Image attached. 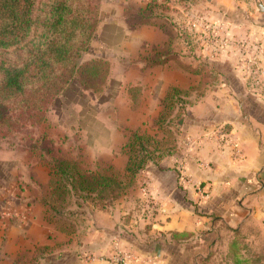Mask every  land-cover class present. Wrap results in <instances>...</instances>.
Wrapping results in <instances>:
<instances>
[{
    "label": "crops",
    "instance_id": "obj_1",
    "mask_svg": "<svg viewBox=\"0 0 264 264\" xmlns=\"http://www.w3.org/2000/svg\"><path fill=\"white\" fill-rule=\"evenodd\" d=\"M148 2L104 0L92 43V55L110 62L99 98L110 91L102 103L111 101L119 118L84 127L78 147L83 152L86 144L94 162L118 169L127 160L125 128L145 129L144 119L133 118L150 115L151 123L169 86L186 88L200 79L193 65L183 67L176 33L171 38L156 17L155 25L135 21L142 11L150 16ZM167 53L173 55L164 59ZM156 58L163 61L152 64ZM223 61H213L222 69L221 87L187 107L191 122L178 133L176 152L149 167L108 209L71 200L59 222L48 221L41 197L50 175L40 160L34 175L0 179V264H121L112 259L116 248L133 255L124 264H213L215 255L245 264L248 246L264 248V45L252 62ZM89 136L97 147L87 143ZM17 180L32 181L34 193ZM83 252L92 258L83 260Z\"/></svg>",
    "mask_w": 264,
    "mask_h": 264
},
{
    "label": "trees",
    "instance_id": "obj_2",
    "mask_svg": "<svg viewBox=\"0 0 264 264\" xmlns=\"http://www.w3.org/2000/svg\"><path fill=\"white\" fill-rule=\"evenodd\" d=\"M154 7L147 3L150 16L142 11V24H157L152 20ZM99 21L96 0H0V137L34 130V154L47 165L50 175L41 197L48 221L59 222L71 200L77 206L108 209L138 184L141 173L172 156L177 147L172 120L187 113L183 98L205 88L219 72L211 64L199 63L192 70L200 77L196 86L167 88L151 131L126 127L121 152L127 160L122 169L111 163H92L83 153L73 154L52 144L47 130L49 110L72 81L98 97L106 91L110 62L97 55L83 58ZM161 61L156 58L152 64ZM129 93L136 106L137 88H130Z\"/></svg>",
    "mask_w": 264,
    "mask_h": 264
},
{
    "label": "rangeland",
    "instance_id": "obj_3",
    "mask_svg": "<svg viewBox=\"0 0 264 264\" xmlns=\"http://www.w3.org/2000/svg\"><path fill=\"white\" fill-rule=\"evenodd\" d=\"M103 1L96 0L99 18ZM148 3H153L155 6L154 15L159 23L166 27L171 38H175V33L178 35L176 38L177 51L182 56L183 67L188 70L192 68L191 65L194 69L199 63L214 66L213 61L216 59L224 60L225 65L229 66L230 64L237 66L239 63H249L254 60L255 52L264 45L261 32L264 28V11H260L257 5L258 3L264 5V0H165L164 2L150 0ZM134 19L142 24L139 21L141 18L135 16ZM93 39L89 44V50L83 54L84 59L92 56ZM171 54L167 53L164 59ZM217 67L214 68L215 71L222 70ZM220 74L219 72L215 74L216 79L209 78L205 88H198L190 96L183 98L185 103L182 104L183 107H189V103L192 104L198 100L200 94L206 90L221 87ZM110 93L109 91V96L99 98L85 90L77 80L72 81L55 99L48 112L47 139L52 144L61 145L70 153L84 152L81 155L94 162L93 149H90L92 152L90 155L86 144L83 152L77 151V147L84 144L82 133L84 127L87 125L96 127L100 125L99 121L109 124L115 115L117 119L119 118L111 101L102 103V99L110 98ZM120 119L122 120V115ZM141 119L145 120L144 128L151 131L150 115L134 117L132 121H141ZM179 119H182L181 125L178 124ZM172 121H174L172 132L177 140L182 126L189 124L191 118L186 114ZM116 122L118 123V120ZM35 136L34 130H29L11 133L5 138L0 137V179L2 182L6 181L7 175H34V161H39L34 154V146H32ZM93 141L90 137L87 143L97 147L99 144ZM144 173L145 171L141 175ZM17 182H19L17 186L28 187L30 193H34L32 181L25 185L22 180L21 182L17 180ZM244 254L248 259L242 261L245 264H264V248L260 249L258 245L248 246ZM213 264L236 263L227 257L220 260V257L215 255Z\"/></svg>",
    "mask_w": 264,
    "mask_h": 264
},
{
    "label": "built area",
    "instance_id": "obj_4",
    "mask_svg": "<svg viewBox=\"0 0 264 264\" xmlns=\"http://www.w3.org/2000/svg\"><path fill=\"white\" fill-rule=\"evenodd\" d=\"M13 215V213H11ZM133 257V255L130 252L127 251H121L118 248L115 249L114 254L112 259L117 262V263H121L124 264L126 263L127 260L131 259ZM81 258L83 260H89L90 258H92V255L90 253L87 252H83L81 255Z\"/></svg>",
    "mask_w": 264,
    "mask_h": 264
},
{
    "label": "water",
    "instance_id": "obj_5",
    "mask_svg": "<svg viewBox=\"0 0 264 264\" xmlns=\"http://www.w3.org/2000/svg\"><path fill=\"white\" fill-rule=\"evenodd\" d=\"M257 5H258V9L260 11H264V5H262L260 3H258ZM188 114H189V112H188ZM181 123H182V119H179L178 124L181 125Z\"/></svg>",
    "mask_w": 264,
    "mask_h": 264
}]
</instances>
